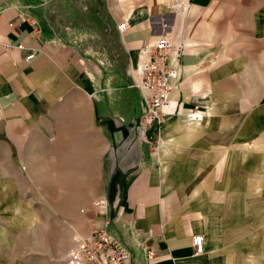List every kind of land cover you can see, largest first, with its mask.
<instances>
[{
    "label": "crops",
    "instance_id": "0c3cea01",
    "mask_svg": "<svg viewBox=\"0 0 264 264\" xmlns=\"http://www.w3.org/2000/svg\"><path fill=\"white\" fill-rule=\"evenodd\" d=\"M77 1L84 26L55 30L52 20L69 17ZM0 12V141L26 146L33 131L49 132L56 146L84 154L87 193L108 203L101 215L89 205L84 222L123 243L132 264H228L218 227L227 181L219 180L264 161L250 95L233 89L255 76L263 84L256 109L264 108V0H145L131 11L121 0H0ZM165 34L177 76L169 116L150 135L138 126L139 51ZM193 107L200 122H184Z\"/></svg>",
    "mask_w": 264,
    "mask_h": 264
},
{
    "label": "rangeland",
    "instance_id": "374dc122",
    "mask_svg": "<svg viewBox=\"0 0 264 264\" xmlns=\"http://www.w3.org/2000/svg\"><path fill=\"white\" fill-rule=\"evenodd\" d=\"M121 1L128 11L145 3ZM73 5L69 17L66 13L52 20L55 30L84 26V15L78 12L84 4L77 1ZM179 14L182 20V9ZM96 21L90 19L91 27ZM181 46H177L180 54ZM250 71L255 73L253 66ZM253 79L250 83L235 82L233 89L241 91L243 87L250 95L251 135L256 138L264 133V108L256 109L263 84ZM228 102L233 110L240 106V99ZM198 113L203 116L193 107L182 112L180 118L195 124L201 119L195 121L192 115ZM152 143L157 148L158 138ZM28 144L15 146L0 141V264H68L75 239L89 234L84 219L88 206L97 199L87 193L93 181L81 171L84 154H76L75 148L70 154V147L56 146L49 132L33 131ZM249 166L240 178L219 180L227 181L228 194L222 196L227 209L219 212L223 219L220 217L218 227L224 235L219 246L228 264H264V161L254 160Z\"/></svg>",
    "mask_w": 264,
    "mask_h": 264
},
{
    "label": "built area",
    "instance_id": "2783aa9c",
    "mask_svg": "<svg viewBox=\"0 0 264 264\" xmlns=\"http://www.w3.org/2000/svg\"><path fill=\"white\" fill-rule=\"evenodd\" d=\"M2 13L0 12V24ZM126 22L117 25V30L126 31ZM12 48L11 46H6ZM21 49L19 45L16 47ZM174 48L170 35H160L153 42L147 43L140 48V64L138 67L139 83L137 88L142 96L144 107L143 113L138 119V126L146 133L157 130L168 118L171 107V93L175 89L172 81L176 72L169 67L170 52ZM177 56L180 52L177 50ZM34 53L25 57V61L34 58ZM197 121L200 113L192 115ZM191 116V117H192ZM153 138V136H149ZM151 141V140H150ZM107 200L97 198L92 203L96 215L107 211ZM192 245L195 254L203 252V237L194 236ZM151 254V252H149ZM68 264H132V254L120 241L112 238L102 228L93 227L87 236L75 239L72 249L68 253Z\"/></svg>",
    "mask_w": 264,
    "mask_h": 264
},
{
    "label": "bare ground",
    "instance_id": "6f19581e",
    "mask_svg": "<svg viewBox=\"0 0 264 264\" xmlns=\"http://www.w3.org/2000/svg\"><path fill=\"white\" fill-rule=\"evenodd\" d=\"M199 119H201V116L199 117ZM199 119H198V120H199Z\"/></svg>",
    "mask_w": 264,
    "mask_h": 264
}]
</instances>
